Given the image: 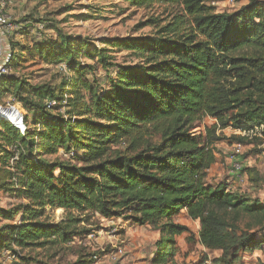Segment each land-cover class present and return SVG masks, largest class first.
I'll return each mask as SVG.
<instances>
[{"label": "trees", "instance_id": "trees-1", "mask_svg": "<svg viewBox=\"0 0 264 264\" xmlns=\"http://www.w3.org/2000/svg\"><path fill=\"white\" fill-rule=\"evenodd\" d=\"M125 1L137 7L164 6L165 17L147 21L157 27L152 36L119 40L139 57L138 63H109L104 50L97 53L103 69H117L108 91H91L89 116L99 121H77L69 111L71 88L27 101L29 110L40 112L30 139L22 107V134L0 117V137L9 149V189L21 192L26 201L18 208L0 207V217L9 221L0 227V253L70 243L83 233L78 224L96 214L158 231L146 264H183L176 260V237L193 234L174 216L185 209L199 224V244L220 252L212 264L240 263L243 254L262 249L264 237L256 233L264 232V203L227 181L206 180L217 162L218 129L262 127L264 135V0H247L232 12L216 11L204 0ZM26 18L36 21L34 15ZM69 42V37L33 40L32 48L46 64L60 61L69 72L82 73L85 65L79 59L62 61L68 58ZM10 47L9 74L0 78V92L14 82L12 69L22 61L17 42ZM66 83L73 85L71 78ZM50 99L57 105L47 108ZM78 107L82 112L83 105ZM204 117L216 122L204 133L193 132ZM38 139L51 142L53 151L65 150L68 161L44 164L36 153L23 152L28 144L38 147ZM239 162L250 180L252 170ZM48 208L62 209L64 218L49 220ZM243 215L255 220L256 229L240 226ZM94 255L79 253L74 264H94Z\"/></svg>", "mask_w": 264, "mask_h": 264}, {"label": "rangeland", "instance_id": "rangeland-1", "mask_svg": "<svg viewBox=\"0 0 264 264\" xmlns=\"http://www.w3.org/2000/svg\"><path fill=\"white\" fill-rule=\"evenodd\" d=\"M204 1L220 12H232L247 3V0ZM163 9L164 6L157 4L152 8L137 7L125 0H14V3L9 7V12L14 20L20 21L28 15H38L39 18L42 17L48 23V28L46 27V31L39 34L40 39L35 37L34 32L27 31L25 34L16 33L10 39V44L17 42V56L22 61L12 69L15 77L14 82L9 86L2 87L0 92L1 109L6 108V104L9 103L15 104L12 111L18 109L20 116L24 112L28 113L27 132L28 139H30L31 133L34 131L35 117L40 112L39 110H29L31 106L27 101L39 102L38 95L41 93H48L50 90L58 94L67 92L71 88L68 91L71 93L69 111L75 112L77 121H99L89 116L92 102L91 91L95 90L100 94L108 91L110 79L115 76L117 69L115 66L108 68V71L103 69L97 53L104 50V55L107 56L109 63L127 65L138 63L139 57L132 51L124 50L119 40L131 39L135 36H152L157 27L154 24L149 25L147 21L152 17L163 19L165 17ZM68 37L70 41L68 58L62 61L68 64L72 57L79 59L85 65L82 73L69 72L68 70L65 73L60 67L62 65L60 61L46 64L37 57L32 48L33 40L39 42L43 39H66ZM89 52L93 55L90 56ZM69 78L73 82L72 86L66 83ZM20 85H22L21 94L17 95V88ZM80 104L83 105L82 112L78 107ZM65 116L67 117V114ZM215 122L210 117H204L193 125V132L204 133L205 128L211 127ZM74 125L75 130L79 129V126ZM0 129L2 128L0 127ZM22 129L25 131V127ZM261 129L262 127H255L249 130L248 135H244L246 139H243L242 142H238L236 138L241 135L240 130H234L231 127L218 129L216 135L219 134L221 139L215 143L217 162L209 171L206 181L209 183L227 181L228 185L236 191H244L264 203V135ZM17 130L20 132L19 134H22L20 129L17 128ZM37 143L39 145L36 148L29 144L23 146V152L27 154L36 153L39 160L44 164L68 161L66 151L62 148L57 147L53 151L54 145L45 139H38ZM236 143L242 144V152L240 155H231V147ZM8 157V145L3 143L0 137V207L4 209L18 208L26 203L22 199L21 192H13L9 189ZM233 160H241L243 165L245 163L248 165L245 166L246 169L252 170L249 175L250 180H248L246 173H244V181L240 183L233 179L229 174ZM46 213L49 220L53 221H59L65 216L63 210L58 208H48ZM225 218L230 219V214L226 213ZM18 219L19 216L15 218L16 221ZM177 219L182 222L184 218L179 214ZM8 222L0 217V227L8 224ZM239 223L240 226L253 224V229L257 227L255 220L248 215H243ZM77 227L83 229V233L73 236L70 243L54 244L25 251L16 249L15 252L10 249H3L0 253V264H74L78 260L79 253L94 252H97L99 257L95 262L100 263L99 260H101L106 264L104 255L106 254L108 258L107 253L114 251L116 247H122L125 250V255L116 263L126 264L127 260L136 263L140 260V256L148 254L157 238V231L149 226H135L123 218L105 219L96 214L79 223ZM190 228L195 230L197 226L191 224ZM192 234V237L187 236L185 239V245H187L185 257H189L178 262L183 264H212V259L219 253L217 251L204 252L199 250L195 240L197 235L194 232ZM257 237H264V233H257ZM9 251L11 255L8 256L7 252ZM112 263L114 264V262ZM236 264H264V241L262 249L243 254L240 263Z\"/></svg>", "mask_w": 264, "mask_h": 264}, {"label": "built area", "instance_id": "built-area-1", "mask_svg": "<svg viewBox=\"0 0 264 264\" xmlns=\"http://www.w3.org/2000/svg\"><path fill=\"white\" fill-rule=\"evenodd\" d=\"M13 3L14 0H0V78L9 74L8 64L10 63V57L12 54V50L10 47V39L12 38V36L18 33L21 29H24V31L27 32H34L35 37L40 38L39 34L45 32L47 26V22H45L42 17L39 18L38 15H34L36 21L33 23L26 17L20 21L14 20L9 12V7ZM60 67L63 68L64 71H66V67L64 65H61ZM66 102V97H64L62 102V108L66 105ZM55 105H57V101L50 99L47 103V108L53 107ZM6 108L14 109L15 104L8 103ZM0 117L5 119V117H3L1 113ZM14 126L17 127L16 125ZM20 131L21 133L24 132L23 129H20ZM247 132L248 131H241V135H248ZM242 147L243 146L241 143L233 144L231 147V155H240V153L242 152ZM13 150L15 151L16 147H14ZM15 158L16 154L14 155L12 160ZM241 168L242 164L238 160H233L231 162L229 174L231 176H234L239 182L244 181V176L240 171ZM7 254L9 256V254L11 255V252L9 251L7 252ZM107 255L109 260L115 263L125 255V250L122 247H116L114 251L107 253ZM93 259H95V261L99 259L98 255H94Z\"/></svg>", "mask_w": 264, "mask_h": 264}, {"label": "crops", "instance_id": "crops-1", "mask_svg": "<svg viewBox=\"0 0 264 264\" xmlns=\"http://www.w3.org/2000/svg\"><path fill=\"white\" fill-rule=\"evenodd\" d=\"M17 1H19V0H17ZM244 166H248V165H246V163H245V165ZM210 170H212V168L211 169H209L208 171H207V173H209V171ZM244 176V178H245V175H243ZM208 177V176H207ZM235 180H236V178H234ZM238 181V180H237ZM239 182V181H238ZM240 183V182H239ZM239 192H241L240 190H239ZM179 214H181L182 216H183V221L182 222H180V220L179 219H177V216L179 215ZM174 222H180V223H182V224H185V225H187L188 227H189V230H190V232H194L195 233V235H197L196 237H195V240H196V245H197V247H198V249L199 250H202V251H204V252H212V251H210V250H208L207 248H205L203 245H201V244H199V242H198V240H199V238H198V231H199V224H198V222L197 221H194V220H192V219H190L188 216H187V214H186V210L184 209V210H181L176 216H174ZM191 224H193V225H195V226H197V228H195V230H193L192 228H190V226H191ZM192 232V233H193ZM257 233H264V232H257ZM257 233H256V236H257ZM189 232H185V233H182L181 235H178V237H176V245H177V248H178V252H177V255H176V260L177 261H182L184 258L185 259H187L189 256L188 255H186V256H188V257H185V254H186V246L187 245H185V239H186V237L187 236H189ZM159 237V232L157 231V238ZM157 238L154 240V242L157 240ZM154 242H153V244H154ZM153 246V245H152ZM153 251H154V246L149 250V252H148V254L146 255V256H140V260L138 261V262H136V263H132V260L130 261H128L127 260V262H126V264L128 263H130V264H146L147 262H148V260L151 258V256H152V254H153ZM216 251V250H215ZM215 251H213V252H215ZM219 254L217 255V256H219L220 255V252L219 251H217ZM191 255V254H190ZM105 256V261H106V264H113L112 262H110L109 260H108V258H107V256H106V254L104 255ZM103 256V257H104ZM216 256V257H217ZM133 259H134V256L132 257ZM100 261V263H98V261L97 262H95L94 264H104V262H101V260H99Z\"/></svg>", "mask_w": 264, "mask_h": 264}, {"label": "bare ground", "instance_id": "bare-ground-1", "mask_svg": "<svg viewBox=\"0 0 264 264\" xmlns=\"http://www.w3.org/2000/svg\"><path fill=\"white\" fill-rule=\"evenodd\" d=\"M0 113L3 117H5V120L11 121L18 128L22 129L24 127V124L22 122V116H20L21 114L18 109L17 111H12V109L9 108L0 109Z\"/></svg>", "mask_w": 264, "mask_h": 264}]
</instances>
